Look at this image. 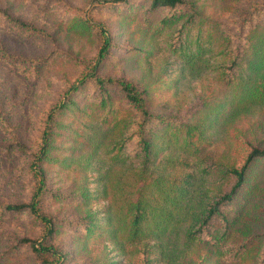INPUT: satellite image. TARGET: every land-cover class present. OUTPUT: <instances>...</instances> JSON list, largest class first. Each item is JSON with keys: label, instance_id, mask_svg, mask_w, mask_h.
Here are the masks:
<instances>
[{"label": "rangeland", "instance_id": "1", "mask_svg": "<svg viewBox=\"0 0 264 264\" xmlns=\"http://www.w3.org/2000/svg\"><path fill=\"white\" fill-rule=\"evenodd\" d=\"M192 1L201 15L232 26L233 20L262 0ZM167 11L151 8L149 0H128L121 5L105 0H0V116L4 120L0 123V204L30 201L37 185L30 164L39 149L47 116L62 108L65 91L85 69L84 60L97 52L96 30L93 32L86 24L87 29H80L74 21L106 26L113 47L98 73L123 77L145 88L151 108L161 116L187 120L197 114L206 99L216 101L222 95L224 86L211 80L210 69L196 77L180 72V60L170 54L167 44L175 29L159 25ZM5 13L39 31L13 26ZM220 57L214 54L211 60ZM90 95L89 88L82 89L75 95V103L57 113L55 135L48 150L50 158L55 159L42 163L48 188L59 194H47L43 203V212L61 221L49 243L57 248L60 264H142L141 243L128 244L124 236L117 240L104 231L107 225L103 211L108 199L98 192L96 169L105 151L95 152L88 163L85 161L86 136L91 132L88 126L106 127L119 118L121 112L115 110L122 106L123 96L115 93L111 104L100 108L89 101ZM228 109L222 108L217 121L205 130L203 155L215 163L240 165L253 146L264 147V105L238 110L222 124ZM132 146L130 142L128 150ZM167 153L161 150L159 156ZM176 153L189 166L179 165L176 174L194 173L193 157ZM236 202L242 207V215L234 227L258 235L261 243L264 159H255L248 167L246 183L233 199V204ZM85 220L95 221L98 230L86 235ZM41 235L42 227L27 211L0 209V264H37L29 243L22 238L37 239ZM145 256L151 259L147 264H167L155 247ZM172 264L237 263L220 259L209 245L194 244L181 251Z\"/></svg>", "mask_w": 264, "mask_h": 264}, {"label": "trees", "instance_id": "2", "mask_svg": "<svg viewBox=\"0 0 264 264\" xmlns=\"http://www.w3.org/2000/svg\"><path fill=\"white\" fill-rule=\"evenodd\" d=\"M105 1L121 5L128 0ZM149 6L168 9L159 25L175 29L167 44L170 54L180 60V72L187 71L196 77L210 69L211 80L225 90L214 102L206 99L197 114L187 120L161 116L151 108L145 88L123 77L98 73L113 47L106 26L74 21L73 25L96 30L99 46L94 56L84 60L85 69L77 82L65 91L62 108L75 103V95L84 88L91 92L89 101L100 108L109 106L115 93L123 96L122 106L115 110L121 112L120 117L102 128L90 124L91 132L86 136L87 163L95 152L105 151L96 169L98 192L108 199L103 211L107 225L104 231L117 240L124 236L128 244L141 243L142 264L151 261L145 255L153 247L167 264H172L181 251L194 244L209 245L220 259L231 263L264 264V238L260 243L258 235L245 234L234 227L242 207L237 202L233 204L246 183L252 161L264 159V147L253 146L240 165L215 163L203 155L205 130L217 121L222 108L229 106L221 120L223 124L238 110L264 105V0L233 20L232 26L201 15L192 0H149ZM5 17L13 26L39 31L7 13ZM214 54L221 57L211 60ZM61 109L48 114L39 149L30 164L37 179L30 201L0 204L1 212L27 211L42 227L39 238H22L29 243L37 264H60V254L49 242L61 221L43 212L47 194H59L48 188L42 163L55 159L50 158L48 150ZM0 123H4L2 116ZM130 142L133 146L128 150ZM161 150L168 153L159 156ZM176 152L193 157L194 173L176 174L179 165L189 167L188 162L178 159ZM84 225L86 235L98 230L93 220H85ZM148 240L153 243L147 244Z\"/></svg>", "mask_w": 264, "mask_h": 264}]
</instances>
